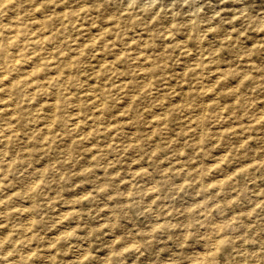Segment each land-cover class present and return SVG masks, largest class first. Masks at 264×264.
Wrapping results in <instances>:
<instances>
[{"label":"rangeland","instance_id":"1","mask_svg":"<svg viewBox=\"0 0 264 264\" xmlns=\"http://www.w3.org/2000/svg\"><path fill=\"white\" fill-rule=\"evenodd\" d=\"M9 3L48 42L0 88V207L52 224V264H264V0Z\"/></svg>","mask_w":264,"mask_h":264},{"label":"bare ground","instance_id":"2","mask_svg":"<svg viewBox=\"0 0 264 264\" xmlns=\"http://www.w3.org/2000/svg\"><path fill=\"white\" fill-rule=\"evenodd\" d=\"M9 1L11 0H0V88L3 90L5 87L7 86H10L12 82H15L14 84L16 85L15 88H17V92L21 93V90L23 88V86H26L27 88L31 85V82H30V78L32 76V68L29 67V65H27V63L30 62L29 59L31 58H28L27 55L25 57L22 56V53L23 52H29L31 53V50L42 44H47V40L45 39V37H42V36H39V34H35V35H31V33L33 32H28L27 33V30L29 29L28 27L29 26H32V25H35L34 27L38 28V26L41 27V25H39V23H37L36 21L33 23H30L28 22L23 24L24 26V29L20 32V30L18 29V24H17V21L15 20V18H17V14H13V15H10L11 13H6L4 14L3 12L8 10L7 8L9 7H12V9H15L17 6L16 4L14 5H11L9 3ZM9 4V5H8ZM243 5V4H242ZM37 6V5H36ZM197 6V5H196ZM244 6V5H243ZM21 8V7H20ZM28 8V7H27ZM199 8V7H198ZM35 8L33 7L30 11L34 10ZM23 10V8H22ZM13 11V10H12ZM21 11V10H20ZM196 11V10H195ZM7 12V11H6ZM22 12V11H21ZM20 12V13H21ZM27 12L26 10L23 11V15H25ZM34 14V13H33ZM2 15H7V20H5L6 22H3L2 18L3 16ZM38 16V15H37ZM24 17V16H23ZM39 17V16H38ZM38 17L35 18V20H39ZM125 17V16H124ZM62 18V17H61ZM123 18V17H122ZM6 19V18H5ZM26 19V18H25ZM41 22V21H39ZM127 24V23H126ZM21 25V24H20ZM46 26V25H45ZM127 27V26H126ZM31 28V27H30ZM100 29V28H99ZM98 29V30H99ZM46 30V29H45ZM49 29H47L48 31ZM97 30V29H96ZM97 30V31H98ZM34 31V29H33ZM41 31V30H39ZM100 31V30H99ZM131 31V30H130ZM111 32V31H109ZM99 33V32H97ZM96 34V33H95ZM199 34V33H198ZM44 35V34H43ZM47 35V34H46ZM58 36V35H56ZM93 36V35H92ZM119 36V35H118ZM197 36V35H196ZM51 37V35L49 36V38ZM87 37V36H86ZM167 37V36H166ZM128 39V38H127ZM61 40V39H60ZM120 41V40H119ZM198 41V40H197ZM122 42V41H121ZM126 42V41H125ZM51 43V42H50ZM99 43V42H98ZM60 44V43H59ZM84 44V43H83ZM124 44V43H123ZM109 45V44H108ZM122 45V44H121ZM100 46V44H99ZM48 47V46H47ZM76 47V46H75ZM88 47V46H87ZM107 47V46H105ZM118 47V46H117ZM125 47V46H124ZM127 47V45H126ZM203 47V46H202ZM53 48H55L53 46ZM77 48V47H76ZM98 48V47H96ZM102 48V47H101ZM100 48V49H101ZM115 48V47H114ZM37 49V48H36ZM99 49V50H100ZM51 50V49H49ZM76 50V49H75ZM103 50V48H102ZM108 50V49H107ZM110 51V50H109ZM103 52V51H102ZM52 53V52H51ZM211 53V52H210ZM97 54V53H96ZM24 55V54H23ZM201 55V54H200ZM199 55V57H200ZM57 56V55H56ZM66 56V55H65ZM42 57V56H41ZM48 59V57H47ZM54 59V58H53ZM65 59V58H63ZM68 59V57H67ZM55 60V59H54ZM62 60V59H61ZM33 61V60H32ZM56 61V60H55ZM35 62V61H34ZM63 62V60L61 61ZM95 62V61H94ZM33 63V62H32ZM101 63V62H100ZM141 63V62H140ZM57 64V63H56ZM65 65V64H64ZM71 65V63L69 64ZM37 66V65H36ZM35 66V67H36ZM45 66V65H44ZM34 67V65H33ZM57 68V66L55 67ZM144 68V67H143ZM50 69H53V68H50ZM60 69V68H59ZM146 69V68H145ZM45 70V69H44ZM47 71V70H46ZM52 71V70H51ZM87 71V70H86ZM90 71V70H89ZM45 72V71H44ZM83 73V72H82ZM146 73V72H145ZM147 74V73H146ZM64 77V76H63ZM40 79V78H39ZM43 80V78H42ZM32 81V80H31ZM34 84H36L34 82ZM71 84V83H70ZM43 85V84H42ZM35 86V85H34ZM72 86V84H71ZM21 87V88H20ZM33 87V86H32ZM20 88V90H19ZM42 88V87H41ZM44 88V86H43ZM42 88V89H43ZM85 89V88H84ZM51 90V89H50ZM5 91V90H4ZM14 91V90H13ZM24 91V90H23ZM55 91V90H54ZM98 91V90H97ZM38 92V91H37ZM59 93V91H58ZM62 93V92H61ZM67 93V92H64V94ZM95 94V93H94ZM8 95V94H7ZM6 95V96H7ZM19 95V94H17ZM60 95V93H59ZM23 96V95H22ZM38 96V95H36ZM41 96V95H40ZM51 96V95H50ZM49 96V97H50ZM39 97V96H38ZM96 97V96H94ZM4 98V97H3ZM15 98V96H14ZM19 97H17L16 100H18ZM22 98V97H21ZM20 98V99H21ZM60 98V97H59ZM71 98V97H70ZM43 99H44V96H43ZM50 99V98H49ZM73 100V99H72ZM87 100V99H86ZM41 101V99L39 100ZM62 101V100H61ZM60 101V103H61ZM66 101V100H65ZM89 101V100H88ZM101 101V100H100ZM34 102V101H33ZM67 102V101H66ZM72 102V101H71ZM75 102V101H74ZM85 102V101H84ZM59 103V102H58ZM35 104V103H34ZM33 104V105H34ZM53 104V102H52ZM62 104V103H61ZM65 103H63L64 105ZM98 104V103H97ZM14 105V104H13ZM19 105V104H17ZM50 105V104H49ZM60 105V104H59ZM58 106V105H57ZM100 106V104H99ZM19 107V106H18ZM59 107V106H58ZM69 107H72V106H69ZM202 107V106H201ZM205 107V106H203ZM202 107V108H203ZM22 108V107H21ZM24 108H25V105H24ZM18 109V108H17ZM53 109V108H52ZM89 110V109H88ZM87 110V111H88ZM8 111V110H7ZM63 111V110H62ZM78 111V110H77ZM86 111V112H87ZM204 111V110H202ZM10 112V111H9ZM54 112V111H53ZM76 112V111H75ZM33 113V112H32ZM59 113V112H58ZM1 114V113H0ZM24 114V113H23ZM3 116V115H2ZM21 117V116H20ZM203 118V117H202ZM3 119V118H2ZM197 119V118H196ZM3 121V120H2ZM1 121V122H2ZM29 122V121H28ZM76 122V121H75ZM75 125V124H74ZM199 125V124H197ZM203 125V124H202ZM1 126V125H0ZM59 126V125H58ZM30 127V125H29ZM1 128V127H0ZM74 128V127H73ZM27 129V128H26ZM69 129V128H68ZM204 129V128H203ZM201 129V130H203ZM1 130V129H0ZM5 130V129H4ZM72 130V129H71ZM70 130V131H71ZM7 131V130H5ZM50 132V131H49ZM68 132V131H67ZM203 133V132H202ZM69 134V133H68ZM77 134V132H76ZM36 135V134H35ZM59 135V133H58ZM1 136V135H0ZM50 136V134H49ZM2 137V136H1ZM4 137V136H3ZM37 137V136H35ZM50 138V137H49ZM65 138V137H64ZM62 138V139H64ZM83 138V137H82ZM7 140V139H6ZM45 142V141H44ZM12 147V146H11ZM10 149V148H9ZM8 149V150H9ZM12 151V149H11ZM93 154V153H92ZM1 155V154H0ZM4 157V156H3ZM2 161V160H1ZM7 161V160H6ZM5 162V161H4ZM1 165L4 166V164H2V162H0ZM8 165V164H7ZM4 168V167H2ZM29 173V172H28ZM31 182V181H30ZM207 186V185H206ZM8 187V186H7ZM6 194V193H5ZM2 199H0V204L4 201H1ZM7 202V201H6ZM18 206H21V205H9L8 203H6L5 205H3L2 207H0V214H1V217L4 219L5 223L8 224V231L12 230V227H15L16 229V232H17V236L14 238H12L11 242H12V252L5 249V248H1V252H0V257H1V263H3L4 261H6L7 263L9 264H15L19 254H20V247L18 245H20L22 248L24 247H28L30 246L34 241H35V244H37L38 246H42V245H46L43 246L45 248H47L49 250V252H47V250L45 251V255L42 254H38L34 261L36 262V264H42L43 260H44V263L45 264H52V259H51V255L52 252L54 251V249L50 248L49 246H52L50 245L51 241L50 242H43V243H40V239H42L41 237V234H44L46 230H49L50 227L52 226V224H49L46 220H41L39 222H37L36 224L34 225H31L30 222L33 220L32 218V213L30 211H28V208L29 206L25 205V204H22L21 207H18ZM207 212V211H205ZM150 213V212H149ZM205 214V213H204ZM61 214H59L58 218L59 219H62V217H60ZM157 215V214H156ZM206 217V215H205ZM205 219V218H204ZM24 221H27L25 222L24 224H22V222ZM46 221V222H45ZM45 222V223H44ZM29 229L30 232L29 234H26V230ZM6 231V232H8ZM210 231V230H209ZM54 235L53 236H49L48 238L50 239H53V240H56L57 236L59 233H53ZM209 235V233H206ZM205 234V235H206ZM3 235V234H2ZM212 238V237H211ZM62 240V239H61ZM113 240V239H112ZM63 241V240H62ZM61 242V241H60ZM59 242V243H60ZM212 242V240H211ZM209 242V243H211ZM214 242V240H213ZM45 243V244H44ZM215 243V242H214ZM41 244V245H39ZM216 244V243H215ZM208 247V246H206ZM30 249V248H29ZM32 250L34 251L35 248H32ZM213 250V248H212ZM26 251V250H24ZM204 251V250H203ZM81 252V251H80ZM207 252V251H206ZM205 252V253H206ZM48 253H51V254H48ZM84 254V253H83ZM202 254V253H201ZM205 255V254H203ZM206 256V255H205ZM81 257V256H80ZM42 258V259H41ZM46 258V259H45ZM41 259V261H40Z\"/></svg>","mask_w":264,"mask_h":264}]
</instances>
